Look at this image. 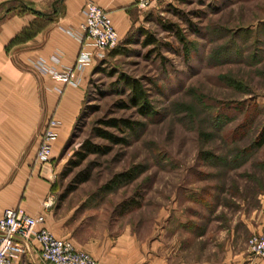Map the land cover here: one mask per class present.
Segmentation results:
<instances>
[{"label":"rangeland","instance_id":"obj_1","mask_svg":"<svg viewBox=\"0 0 264 264\" xmlns=\"http://www.w3.org/2000/svg\"><path fill=\"white\" fill-rule=\"evenodd\" d=\"M141 14L90 75L50 209L76 207L79 233L128 231L146 251L199 256L204 240L210 261L244 250L264 228V145L252 146L264 124V0H158ZM124 74L143 85L149 115L119 107ZM111 116L143 123L71 166L85 140L109 143L93 129Z\"/></svg>","mask_w":264,"mask_h":264},{"label":"crops","instance_id":"obj_2","mask_svg":"<svg viewBox=\"0 0 264 264\" xmlns=\"http://www.w3.org/2000/svg\"><path fill=\"white\" fill-rule=\"evenodd\" d=\"M85 1L0 0V216L9 207H21L32 215L44 212L46 228L103 264H264V258L248 248L232 246L225 257L209 261L204 240L199 256L180 257L179 244L167 248V253L153 246L146 251V241L128 231L110 236L101 229L85 228L84 234L79 233L82 226L73 213L76 207L57 203L44 211L42 200L56 191L53 184L64 159L62 151L81 113L90 75L101 61L94 57L85 62L66 81L51 72L71 67L76 60ZM93 1L109 12L120 39L142 16L135 0ZM52 116L59 120L52 158L39 165L35 154L40 135ZM189 248L184 247V253L191 254ZM42 260L40 246L31 239L21 261L15 258L13 264H53Z\"/></svg>","mask_w":264,"mask_h":264},{"label":"built area","instance_id":"obj_3","mask_svg":"<svg viewBox=\"0 0 264 264\" xmlns=\"http://www.w3.org/2000/svg\"><path fill=\"white\" fill-rule=\"evenodd\" d=\"M158 0H135L137 7L144 10ZM82 11L84 19L79 23L81 46L71 67L61 70L51 69L52 74L65 81L70 79L75 69L83 67L94 57L105 58L106 52L117 46L121 39L107 10L93 0L85 1ZM59 120L52 116L40 135L35 158L40 165L51 159L53 138L57 133ZM56 194L49 193L43 201L44 211L54 204ZM44 212L36 215L26 213L21 207L5 208L0 216V264H13L14 259L26 252L31 239L40 246V258L53 264H103L89 252L78 249L67 238L56 236L43 223ZM248 249L254 255L264 258V228L249 237Z\"/></svg>","mask_w":264,"mask_h":264},{"label":"trees","instance_id":"obj_4","mask_svg":"<svg viewBox=\"0 0 264 264\" xmlns=\"http://www.w3.org/2000/svg\"><path fill=\"white\" fill-rule=\"evenodd\" d=\"M37 11L36 9H34ZM182 38V37H181ZM183 40V38H182ZM156 41L155 38L152 36H148L144 41L143 44H152ZM119 45V44H118ZM116 49V46L111 48ZM102 60V59H101ZM120 81L124 82L126 86L129 87V99L126 101H120L119 107L124 108L125 106H135L137 108V111H140L143 115H149L151 113L150 105L147 102L146 96H145V90L141 82L139 80L128 77L127 75H123L120 78ZM81 111V110H80ZM80 116V115H79ZM78 116V117H79ZM77 120V119H76ZM98 122L100 125L94 126L93 133L94 136L101 137L109 143H95L91 140H85L84 143H82V148L77 151L76 155L78 158L75 162H72L71 166L79 164L85 158L86 154L88 153H106L108 152L112 144L117 143H127V136H125L126 131L135 130L138 126H140L143 122L140 120H134L129 117H118V116H111V117H105L98 119ZM74 126V125H73ZM114 128V129H113ZM119 131L120 133H118ZM72 134L68 137L67 143L70 141V137ZM264 145V124L260 127L259 131L256 134V138L253 142L254 147H260ZM120 177H124V180L133 178L136 176V173L133 172V170H127V172H123L119 175ZM86 176H84L85 178ZM84 180V179H81ZM57 181L55 180V183L53 184L54 188H57L56 186ZM33 264V263H28Z\"/></svg>","mask_w":264,"mask_h":264}]
</instances>
